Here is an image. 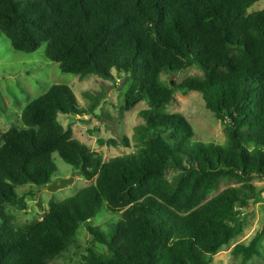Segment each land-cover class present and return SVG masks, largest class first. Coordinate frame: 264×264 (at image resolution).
Returning <instances> with one entry per match:
<instances>
[{
  "label": "trees",
  "instance_id": "16d2710c",
  "mask_svg": "<svg viewBox=\"0 0 264 264\" xmlns=\"http://www.w3.org/2000/svg\"><path fill=\"white\" fill-rule=\"evenodd\" d=\"M259 1L0 0V34L15 52L44 46L45 63L79 79L112 80L114 72L128 78L122 110L147 107L138 151L108 162L59 123L94 113L68 86L53 85L24 107L0 136V264H49L82 226L104 248L87 249L82 264H212L242 234L240 212L259 195L249 181H264V8L247 13ZM192 67L201 75L162 79ZM176 92L202 96L223 144L195 139L182 116L167 112ZM98 143L129 147L125 137ZM53 155L94 183L17 224L13 211L26 209L28 192L16 188L46 189ZM223 181L243 185L209 198ZM102 207L116 220L91 226ZM263 237L234 246L238 264L260 256Z\"/></svg>",
  "mask_w": 264,
  "mask_h": 264
},
{
  "label": "rangeland",
  "instance_id": "374dc122",
  "mask_svg": "<svg viewBox=\"0 0 264 264\" xmlns=\"http://www.w3.org/2000/svg\"><path fill=\"white\" fill-rule=\"evenodd\" d=\"M264 8V0L255 3L247 10L254 13ZM44 46L33 54L15 52L5 37L0 34V136L11 125H17L24 107L38 96L44 94L53 85L68 86L77 99L78 106L88 110L94 106L93 114L80 116H59L62 127L72 129L73 137L86 145L90 150L101 156L103 162L111 159L135 154L139 149L137 129L144 125L140 113L147 107L140 103L132 110H122L124 94L128 89V81L119 90L120 78L113 72L112 80H104L97 76H87L79 79L76 76L62 74L55 63H45L42 59ZM195 68L174 74L170 77L162 75L164 81L181 82L189 76H200ZM169 114H178L192 127L195 139L202 142L223 144L224 129L221 123L205 107L202 96L197 92L182 94L176 92L172 103L168 106ZM95 115V116H94ZM126 138L129 147L118 148L101 146L98 141L115 140L121 142ZM56 171L53 180H67L71 183L64 187L57 186L53 192L46 189L38 191L35 186L17 187L18 196L25 195L26 209L13 211L17 224H27L40 220L48 209V202H61L73 197L81 189L93 182L85 181L73 168L65 164L58 156L52 157ZM252 185L259 195L257 199L248 201V206L242 209L244 221L242 234L223 246L213 257L212 264H238L240 257H233L231 251L238 244H248L256 235L264 233V181L251 179ZM243 183L221 182L209 198L215 197L228 188H240ZM32 189V191L30 190ZM117 215L102 207L89 222L91 226H104L109 221H115ZM103 252L104 248L92 240V236L82 226L76 233V244L49 264H82V255L87 249ZM260 256L254 257L248 264H264V237L259 245Z\"/></svg>",
  "mask_w": 264,
  "mask_h": 264
},
{
  "label": "water",
  "instance_id": "95a60500",
  "mask_svg": "<svg viewBox=\"0 0 264 264\" xmlns=\"http://www.w3.org/2000/svg\"><path fill=\"white\" fill-rule=\"evenodd\" d=\"M128 81V78H124L119 85V90L125 85V83ZM71 182L67 181V180H53L46 188L47 191L49 192H53L55 190V187L60 186V187H64L66 185H69Z\"/></svg>",
  "mask_w": 264,
  "mask_h": 264
}]
</instances>
